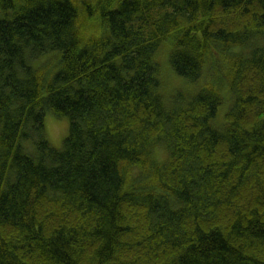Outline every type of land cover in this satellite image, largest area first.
<instances>
[{"label":"trees","instance_id":"obj_1","mask_svg":"<svg viewBox=\"0 0 264 264\" xmlns=\"http://www.w3.org/2000/svg\"><path fill=\"white\" fill-rule=\"evenodd\" d=\"M0 264H264V0H0Z\"/></svg>","mask_w":264,"mask_h":264},{"label":"rangeland","instance_id":"obj_2","mask_svg":"<svg viewBox=\"0 0 264 264\" xmlns=\"http://www.w3.org/2000/svg\"><path fill=\"white\" fill-rule=\"evenodd\" d=\"M19 1V0H18ZM157 60L160 64L161 79L164 84V90L167 95L173 94L175 91L181 89L184 86V82L179 79L171 71L167 62V48L161 46L157 53ZM189 87V86H186ZM190 88V87H189ZM194 88V87H191ZM227 110V103L223 102L218 108L216 114V121L222 122L224 115ZM43 134L45 139L55 148L60 149L63 140L65 139L68 132V121L65 117H57L50 113L45 114L43 120ZM155 158L159 161L166 159L165 151L158 150L155 154Z\"/></svg>","mask_w":264,"mask_h":264}]
</instances>
